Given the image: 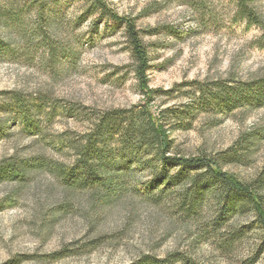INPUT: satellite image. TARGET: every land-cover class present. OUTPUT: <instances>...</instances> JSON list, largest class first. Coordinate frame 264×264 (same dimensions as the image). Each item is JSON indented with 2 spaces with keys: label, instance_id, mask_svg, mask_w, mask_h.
I'll return each mask as SVG.
<instances>
[{
  "label": "rangeland",
  "instance_id": "rangeland-1",
  "mask_svg": "<svg viewBox=\"0 0 264 264\" xmlns=\"http://www.w3.org/2000/svg\"><path fill=\"white\" fill-rule=\"evenodd\" d=\"M135 19L151 58L149 109L166 124L173 154L224 156L250 181L264 170V104L224 107L219 86L264 75V28L237 15L235 0H106ZM254 7L264 20V0ZM216 96V97H215ZM17 97L37 126L14 107ZM35 106L34 104H36ZM124 25L85 0H0V166L33 163L0 179V264H263L254 211L221 218L209 190L196 210L183 179L163 181L150 150L129 158L111 140L115 187L63 181L99 113L146 104ZM178 167H169L175 177ZM187 200V201H186ZM232 231L240 237L223 246Z\"/></svg>",
  "mask_w": 264,
  "mask_h": 264
},
{
  "label": "trees",
  "instance_id": "trees-1",
  "mask_svg": "<svg viewBox=\"0 0 264 264\" xmlns=\"http://www.w3.org/2000/svg\"><path fill=\"white\" fill-rule=\"evenodd\" d=\"M90 3L94 12L99 16H107L116 23L124 25L125 35L133 58V71L138 87L147 103L136 109H114L99 113L80 143L75 146L76 160L73 168L58 170L60 178L66 183H75L81 178L84 185L100 184L111 189L115 187L119 177L115 170V154L111 150V140L118 138L122 148L129 150V158L138 161L141 151L150 150L153 155L148 163L156 160L161 168L153 169L157 178L163 181L183 179L191 170L201 171L192 178L193 187L189 189L184 200L187 199L190 210H196L200 205L202 196L208 190L218 200L221 209V218L245 210L250 207L255 214L259 244L258 254L264 253V170L254 179L243 181L234 173L224 170L221 161H233L237 158L234 151L224 156L198 155L184 156L173 154V139L166 124L158 120L149 109V104L154 99L155 91L150 87L149 69L151 65L150 53L142 40L141 30L137 27L133 17L120 15L106 0H85ZM255 0H235L237 15L247 21L248 26L257 25L264 28V20L258 15L254 7ZM264 47V44H260ZM218 95L224 107L239 105L264 104V75L234 85L222 84L219 86ZM216 97V96H215ZM14 107L21 114L28 127L36 131L35 121L30 116L29 105L17 97ZM37 106L36 104H34ZM3 131L0 122V133ZM29 161H21L0 166V179L24 178L28 169L33 167ZM178 167L175 177L168 176L169 167ZM186 200V201H187ZM241 231H232L226 238L223 246L233 243L240 237ZM183 264H196L188 256H183ZM169 259L159 260L145 258L143 264H165ZM264 264V263H263Z\"/></svg>",
  "mask_w": 264,
  "mask_h": 264
}]
</instances>
